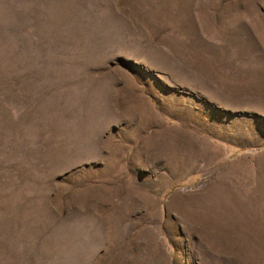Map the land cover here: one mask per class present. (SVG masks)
<instances>
[{"label": "rangeland", "instance_id": "rangeland-1", "mask_svg": "<svg viewBox=\"0 0 264 264\" xmlns=\"http://www.w3.org/2000/svg\"><path fill=\"white\" fill-rule=\"evenodd\" d=\"M0 264H264V0H0Z\"/></svg>", "mask_w": 264, "mask_h": 264}]
</instances>
